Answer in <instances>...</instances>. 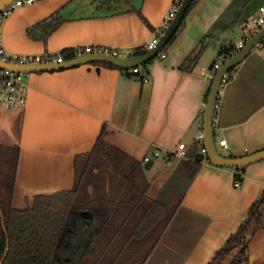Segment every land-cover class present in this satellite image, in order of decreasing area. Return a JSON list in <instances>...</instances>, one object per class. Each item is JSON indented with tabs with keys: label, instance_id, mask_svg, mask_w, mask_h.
<instances>
[{
	"label": "crops",
	"instance_id": "0c3cea01",
	"mask_svg": "<svg viewBox=\"0 0 264 264\" xmlns=\"http://www.w3.org/2000/svg\"><path fill=\"white\" fill-rule=\"evenodd\" d=\"M174 0H36L16 8L1 24L0 42L12 54L59 53L67 48L146 46L163 27ZM264 0H200L177 39L130 75L102 63L31 71L25 107L0 115V142L18 145L13 205L27 208L38 195L72 189L76 156L105 138L142 160L156 148L147 169L149 195L177 173L178 143L191 146L202 130L205 94L223 63V45H236L260 15ZM140 11V12H139ZM59 12L46 39L36 23ZM219 151L243 154L264 148V46L255 47L221 88L215 116ZM156 166V167H155ZM234 167L209 159L187 187L181 205L144 264H208L235 233L264 192V159L246 165L242 184ZM246 264H264V228L249 243Z\"/></svg>",
	"mask_w": 264,
	"mask_h": 264
},
{
	"label": "trees",
	"instance_id": "16d2710c",
	"mask_svg": "<svg viewBox=\"0 0 264 264\" xmlns=\"http://www.w3.org/2000/svg\"><path fill=\"white\" fill-rule=\"evenodd\" d=\"M200 0H193L186 15L169 42L151 60L138 65L146 74L149 63L166 51L177 39L190 11ZM140 12V11H139ZM59 12L36 23L46 39L62 22ZM233 43L225 44L220 54L235 51ZM149 50L139 46L128 56H141ZM76 48L61 51L66 59L75 57ZM242 62V60H241ZM240 62V63H241ZM122 70L130 67L112 61H95ZM226 74L230 80L237 66ZM213 79L205 94L207 101ZM219 103V97L217 105ZM215 108V115L217 112ZM201 112V126L204 123ZM215 127V119H214ZM101 134L91 151L76 156V183L72 189L38 195L31 205L18 209L13 205L20 147L0 142V264H144L166 227L181 205L187 187L202 167L205 155L199 141L189 147L181 160L183 176H172L163 186L161 196L149 195L150 181L146 164ZM216 141V130L214 128ZM243 154H228L236 157ZM150 163V162H149ZM235 178L243 180L245 166L234 167ZM183 189L178 192V186ZM173 191V194H170ZM169 194V195H168ZM90 211V213H86ZM264 228V192L252 204L248 215L208 264H223L226 256L237 251L232 264L249 261V243Z\"/></svg>",
	"mask_w": 264,
	"mask_h": 264
},
{
	"label": "built area",
	"instance_id": "2783aa9c",
	"mask_svg": "<svg viewBox=\"0 0 264 264\" xmlns=\"http://www.w3.org/2000/svg\"><path fill=\"white\" fill-rule=\"evenodd\" d=\"M36 0H12L9 2L0 12V35H1V24L9 17V15L18 7L25 5L27 3H33ZM184 0H174L172 7L170 8L168 15L166 17L165 23L161 30L156 33L153 38L148 41L146 48L151 50L154 48L161 40V37L170 26L172 21L175 19L182 3ZM260 15L255 18V20L249 24L246 28L244 37L235 45V51H232L229 55L220 54L223 58V62L233 56L238 50H240L247 40L252 37L257 31H260L264 27V4L260 6ZM258 45L264 46V38L259 42ZM223 47V46H222ZM130 51H123L122 49L110 47V46H85L77 47L75 52V57L83 56L91 53H106L116 56H128ZM162 57L166 56V52L160 53ZM74 57V58H75ZM67 60L64 55L59 53H44V54H12L9 53L0 42V61L12 64L16 66L21 65H36L42 63H54L62 62ZM222 63H216L215 66L218 68ZM30 71L15 69L12 66H5L0 64V109L1 108H22L25 107L28 101V88L29 83L27 81V73ZM141 72V67L135 66L131 67L130 75H135ZM145 81H149L150 76L148 74L143 76ZM227 82L226 75L223 78L222 86ZM206 101L203 107L205 108ZM197 141L201 144V151L205 155V159L208 158L207 149L204 145V127L200 131ZM189 145L185 141H180L174 150V153L180 158L187 157L189 150ZM161 154L160 149L156 148L152 154H147L144 156L143 161L145 163L152 162L154 157ZM234 184L236 187L241 186L242 179L235 178Z\"/></svg>",
	"mask_w": 264,
	"mask_h": 264
},
{
	"label": "water",
	"instance_id": "95a60500",
	"mask_svg": "<svg viewBox=\"0 0 264 264\" xmlns=\"http://www.w3.org/2000/svg\"><path fill=\"white\" fill-rule=\"evenodd\" d=\"M12 0H0V12L2 9ZM193 0H184L175 19L172 21L170 26L167 28L163 36L161 37L160 42L147 53L141 56H116L112 54L106 53H91L86 54L83 56L75 57L73 59H67L62 62H54V63H42L36 65H21L16 66L12 64H7L0 61V64L5 66H12L15 69L19 70H27V71H44V70H57L64 67H71L80 65L87 62L93 61H112L116 64L126 66V67H135L141 64L146 63L147 61L154 58L162 49L163 47L169 42L171 36L176 32V30L180 27L188 8L190 7ZM264 38V27L257 31L252 37H250L245 45L238 50L233 56L226 59L217 69L215 74L208 99L206 101V105L204 108V145L207 149V154L209 160L217 165L221 166H230V167H237V166H245L255 161H259L264 159V148L253 151L251 153L240 155L236 157H229L223 155L216 144L214 138V115H215V108L217 105V100L221 92L222 82L225 75L228 71L235 67L238 63L241 62L255 47L258 46L259 42ZM153 165L152 162L146 164V168L149 169ZM86 213H90V211H86ZM237 251L229 253L223 264H232Z\"/></svg>",
	"mask_w": 264,
	"mask_h": 264
},
{
	"label": "rangeland",
	"instance_id": "374dc122",
	"mask_svg": "<svg viewBox=\"0 0 264 264\" xmlns=\"http://www.w3.org/2000/svg\"><path fill=\"white\" fill-rule=\"evenodd\" d=\"M15 108H18V107H15ZM6 110H8V108H1L0 109V115H2V113L4 112V111H6ZM186 158V157H185ZM184 159V158H183ZM181 163V162H180ZM156 167V166H155ZM184 171H183V169L181 168V164L179 165V167L177 168V175L178 176H180V175H182L183 176V173ZM183 187H184V184L183 183H181L179 186H178V192H180L182 189H183ZM158 194L156 195V196H153L154 198L155 197H159V196H161V192H164V190L162 191V188L161 189H158ZM170 194H173V191L171 192L170 191ZM169 195V194H168Z\"/></svg>",
	"mask_w": 264,
	"mask_h": 264
}]
</instances>
